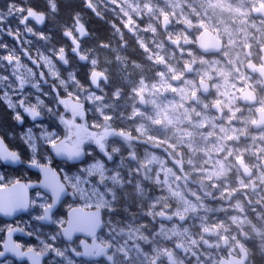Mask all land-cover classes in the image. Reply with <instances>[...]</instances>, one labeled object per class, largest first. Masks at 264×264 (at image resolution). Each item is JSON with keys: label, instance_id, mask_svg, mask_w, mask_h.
<instances>
[{"label": "rangeland", "instance_id": "1", "mask_svg": "<svg viewBox=\"0 0 264 264\" xmlns=\"http://www.w3.org/2000/svg\"><path fill=\"white\" fill-rule=\"evenodd\" d=\"M31 4L41 6L40 0H31ZM44 4L50 12L46 26L38 29L31 25L35 35L25 29L26 33L17 32L21 51L13 46L10 53L16 58L15 65L18 59L22 66L18 72L30 69L34 74L31 82L38 81L43 91L49 93L42 98L57 115L45 111L44 122L32 121L22 129L13 119L14 112L11 114L0 106V132L12 148L25 146L27 150L20 137L28 127L38 134L41 128L37 125L47 126L58 138L68 127L60 123L59 115L63 114L69 121L78 115L69 109L59 112L63 105L58 99L70 98L83 105L82 125L113 139L111 149L118 159L113 165L94 159L100 167L90 178L95 189L90 203L95 206L88 209L99 208L104 213V232L98 237V244L106 248L105 254L99 261L77 258L71 252L67 255L76 264H152L154 260L158 264H220L221 257L237 253L236 244H241L249 253L247 264H264V172L259 167V158L264 157V132L255 135L251 127L254 109L264 108V86L257 74L246 69L249 61L260 63L264 17L255 16L253 9H264V0H218L222 12L209 9L211 0H48ZM164 18L170 21L167 29H163ZM178 22L183 24L179 26ZM244 22L247 24L241 28ZM150 28L155 32L154 37L147 34ZM205 29L223 40L220 52L206 55L198 50L197 38ZM137 30L141 34H137ZM65 32L80 42L81 52L88 57L87 64L80 63L72 54L71 38H65ZM41 34L49 39H39ZM153 41L165 56H156L151 51ZM233 43L240 52L229 57L228 47ZM61 47L65 49L67 64L59 60ZM5 49L0 47V52ZM128 49L135 59L134 64L141 66L144 72L157 79L164 74L163 82L172 86L167 90L169 94L183 88L180 105H187L193 115L204 111L214 120L234 116L216 90L220 84L215 77L220 74L215 70V59L221 60L219 63L227 73L224 77L230 79L232 103L243 110L240 116L246 124L232 138L221 135L218 129L142 126L140 120L147 115L153 119L158 117L151 95L144 87L151 85L153 78L146 80V77L131 75L132 87H128L130 79L124 71L123 55ZM42 56L51 59V69L44 64ZM234 57H238V65L236 74L232 75L227 66ZM24 58H28L27 65ZM211 61H214L211 66L215 74L208 75L202 66ZM167 62L168 68L163 71L160 64ZM15 65L2 67L5 72L0 76L8 77V71L12 75ZM93 70L107 75L99 90L92 89L89 82ZM53 71L57 76L51 74ZM70 72L74 74V83L69 80ZM40 73H44L46 84L40 79ZM8 78L19 90L16 76ZM61 79L67 82V91L60 85ZM200 81L210 84L208 94H202ZM31 82L24 85L23 93L31 94L29 99L34 103L38 93ZM246 85L257 94L258 106L240 103L239 93ZM9 91L14 101L20 99L19 94ZM215 105H219L221 114L214 110ZM68 113L73 115L67 116ZM27 118L31 120L26 115ZM107 131H111L109 135ZM45 153L53 162L46 145L37 156L44 160ZM237 160L257 167L252 178L243 176ZM0 173L5 182L25 177L20 169L5 167L1 162ZM64 173L80 172L76 169L68 173L63 169L62 175ZM74 205L69 201L56 217L66 220L67 209ZM162 212L172 213L175 220L172 223L160 221L158 215ZM39 214L41 209L34 207L29 214L13 222L0 218V228L5 229L0 231V243H3L7 226L18 225L47 239L45 234L57 229L33 219ZM18 243L38 252L43 248L35 235L20 238ZM78 244L72 242L71 247ZM56 246L63 249L69 242L61 238ZM43 254L46 264H65L63 258L52 252ZM0 264L20 263L6 259Z\"/></svg>", "mask_w": 264, "mask_h": 264}, {"label": "snow or ice", "instance_id": "2", "mask_svg": "<svg viewBox=\"0 0 264 264\" xmlns=\"http://www.w3.org/2000/svg\"><path fill=\"white\" fill-rule=\"evenodd\" d=\"M13 15H17L19 23L25 26L26 32L33 35H35L33 28L27 24L29 19L35 20L38 24H42L45 20L43 14H38L31 8L25 11L22 6L17 7L14 3L8 6V16L11 17ZM3 20L4 15L0 12V22H3ZM2 31L3 28H0V32ZM8 34H12L11 29L8 30ZM63 35L65 38H71V33L69 32H65ZM81 35H83L82 32ZM39 39L47 41L49 37L41 34ZM71 42L74 45L73 54H75L77 47L76 41L71 39ZM0 47L6 46L0 45ZM40 58L49 69L53 67L52 61L48 56H42ZM14 59L16 58L11 53L0 56V61H7L9 65L13 64ZM80 59H83V57H80ZM59 60L64 64L68 63L63 47L59 48ZM2 67H4V64L0 63V68ZM21 67L17 59L12 75L16 76L19 81V90L13 86L7 76H0V85L3 87V94L0 95V101H4L6 107L14 112V121L18 124H23L24 115L21 114V110L22 113L26 114L33 122L38 118H43V113L45 111L52 116H56L57 113L54 109L49 107L45 99L42 98L49 96V93L43 91L38 81L31 82L34 74L30 69L25 68L22 73H19L18 69ZM51 74L57 76V73L54 71L51 72ZM68 76L69 80L73 81L74 74L70 72ZM40 79L44 80V73H40ZM29 82H31V87L38 93L35 96L34 103L29 99L31 94L23 93L24 85ZM59 82L67 91V82L63 79ZM44 83L46 84L47 80H44ZM9 90H11L12 93L19 94L20 99L14 101ZM53 91H55V88H53ZM58 103L64 105L65 109L71 110L68 100L58 99ZM58 118L60 123L65 126H71L70 121L65 119L63 115H59ZM37 127L41 128L38 134L34 132L32 127H28L27 130L21 134L20 138L31 153L29 167L38 169L43 174V179L38 184L21 183L19 180L5 182L4 175L0 173V214L6 217H12L19 212H26L31 208L38 207L41 209V214L34 216L33 219L53 225L57 230L55 232L46 233L47 239H41V236L33 231H25L24 228L7 226V241L4 243L5 251H0V257H4L6 252H10L18 259L28 257L31 260V264H41L42 254L52 252L56 257L63 258L65 264H76V261L72 259L71 256L67 255V253L71 252L72 255L77 258H85L91 261L93 253L89 248L88 238L91 239L89 225L92 217L87 209L95 206L90 203L95 195V189L92 183H90V178L97 174L100 165L94 161L87 167L81 168L79 174L68 175L64 173L62 182L60 175L50 166L52 162L51 157L45 153L44 160L46 163H40L37 159L38 152L46 145L51 148L56 157L63 158L67 161H79L84 156V151L82 149L84 140L79 136H77L75 140H71L70 137L61 140L56 137L55 132H50L47 126L37 125ZM0 162L13 165L21 163L19 152L10 151L5 148L2 138H0ZM34 187L41 188L44 191H37L35 198H30L28 189ZM68 188H71L72 191L68 192ZM67 195H71L74 200L78 198L81 203L75 207L69 206L68 217L65 220L63 218H57L55 212L62 197ZM4 230L5 229L0 228V231ZM14 232L23 233L28 237H33L35 235V238L39 240L40 244L43 246L42 251L34 252L31 246L27 247V251H21L22 245L12 242ZM76 234H82L85 239H80L78 246L71 247L73 237ZM61 238L69 242L68 247L61 249L56 246Z\"/></svg>", "mask_w": 264, "mask_h": 264}, {"label": "flooded vegetation", "instance_id": "3", "mask_svg": "<svg viewBox=\"0 0 264 264\" xmlns=\"http://www.w3.org/2000/svg\"><path fill=\"white\" fill-rule=\"evenodd\" d=\"M48 0H40V3H41V6H33L31 4V0H0V12L3 13L4 15V20L3 22H0V28H3V31L0 32V45H4L6 46L7 49L5 50H2V52H0V56H5V55H8L10 54L11 52V47H16L18 46V48L20 49L21 51V44L19 43V40L20 37H18L16 34L17 32H22V33H26L24 31L25 29V26L24 25H21L19 23V19H18V14L17 15H13L11 17L8 16V6L10 4H15L17 7L19 6H22L25 11H28L30 8L35 10L38 14H43L45 16V20L43 22L42 25H38V23L33 20V19H29V21L27 22L28 26H35L36 28L38 29H43L47 22H48V19H49V15H50V12H49V9L47 8V6L44 4V2H46ZM11 29L12 31V34L9 35L8 34V30ZM72 39V38H71ZM71 39H70V42H71ZM75 39V38H74ZM78 41V40H77ZM79 45H80V51H81V44L80 42L78 41ZM72 44V42H71ZM73 46V45H72ZM224 47V46H223ZM262 48V47H261ZM261 51V49H260ZM76 57V56H75ZM261 57H262V52H261ZM77 58V57H76ZM78 59V58H77ZM249 62H252V64L255 66V67H260L262 66V62H261V59H260V63L257 64V63H254L253 61H249ZM248 62V63H249ZM24 63L25 65H27L28 63V58H24ZM248 63L246 64V69H247V65ZM3 64L4 66H6V68L8 67H12L13 65H15V59L13 61V64L9 65L7 61H3ZM87 64V63H86ZM94 71V70H93ZM248 72H250L248 69H247ZM4 71H2V69L0 68V74L4 73ZM92 73V72H91ZM251 73V72H250ZM6 74L10 75V77L13 78V76L10 74V72H6ZM252 74H257L259 76L258 73H252ZM91 75V74H90ZM107 76V75H106ZM260 77V76H259ZM90 78V76H89ZM261 78V77H260ZM107 79V78H106ZM106 81V80H105ZM90 82V81H89ZM101 86V84H100ZM247 87V85L245 86V88ZM249 87V86H248ZM244 88V90H245ZM244 90H241L240 92L244 91ZM253 91V90H252ZM255 93V92H254ZM3 94V87L0 86V95ZM240 94V93H239ZM256 95V102L253 103V104H243L241 101H240V98H239V101L241 104L243 105H249V106H252V107H255V106H258V103H259V98L257 96V94L255 93ZM68 102H69V105H70V108L72 111H74V113H77L78 115L75 117L73 116L72 119L70 120V125L71 126H68L67 129H63L61 132H60V135L58 136V139H61L63 140L64 138L66 137H70L71 140H75L77 138V136L83 138L84 142L82 144V149L85 151V158L84 160L79 163V164H70L68 162H63V161H57V160H53V162L51 163L50 166H52L56 171H58L62 178H63V175H62V171L63 169H65L68 173H74L75 170H79L80 172V169L83 168V167H86L89 163H92L94 161V159H102L104 160L107 164H110V165H113L114 163L117 162V156L113 153L112 149H111V142L113 141V139L111 138H108L107 136L101 134L98 130H94L90 127H85L84 125L81 124L80 122V116L83 117L85 115V112L83 110V105H81L78 101H74L70 98L67 99ZM0 106L6 108L7 110H9L11 112V114L13 113L12 110L8 109L6 107V103L4 101H0ZM62 110L59 111L61 113L64 112L65 110V107L64 105L62 106ZM260 110H263L264 111V108H261V107H258L257 109H254V118H253V121L251 123V127H252V132L256 135V134H259V133H262L264 132V127L260 128V129H257L256 128V125L260 122L259 120V115H258V112ZM21 114L24 115V122L23 124H20L21 126H23L22 129H24L27 125H30L32 124L33 122L31 120H28V118L26 119V114H23L22 113V110H21ZM63 115V114H62ZM73 115V113H68L67 116H71ZM54 118V117H53ZM26 120V122H25ZM42 122L43 121V118H38L35 122ZM45 121V120H44ZM43 121V122H44ZM16 123V122H15ZM52 127V126H51ZM111 131H107V134L109 135ZM0 136L5 140V138L2 136L1 132H0ZM90 137L92 138L93 137V140H90ZM6 143L8 144V146L14 150V151H18L20 156H21V163L20 165L16 168V169H20V171L22 173L25 174V177L24 176H21V181H24V182H29V181H38L40 179V175L36 172H33L31 170H29L27 168V164L29 163L30 159H31V154L28 152V150L26 149V147H17V148H12L9 143L7 142V140H5ZM49 149V147H48ZM50 151V150H49ZM52 154V153H51ZM53 156V155H52ZM256 156V155H255ZM109 157L112 158L113 160L110 161L109 160ZM54 158V157H53ZM37 159L39 160L40 163H45V161L39 156H37ZM237 161H243L244 164L246 166H248L250 168V170H252V177L253 175L257 172V167H254L252 165H250L249 163H247V161L245 160H237ZM259 167L261 168V170L264 172V157H260L259 158ZM241 170V169H240ZM71 190V189H69ZM37 191H40V190H35L31 193V198H33V195L37 192ZM72 191V190H71ZM42 192V191H41ZM69 201H72L70 197H67V199L63 202V204L56 210L55 212V215L56 213L59 211V209L61 207H63V205H65L66 203H68ZM79 202V199L77 198V200L75 202H72V203H75L74 206H77L79 205L78 204ZM77 203V204H76ZM73 206V207H74ZM33 208H31L27 213H25L24 215L22 216H25L27 214H29L31 212ZM94 209V208H93ZM102 211V210H101ZM69 212V208L67 209L66 211V215L68 214ZM170 215L172 216L173 218L172 219H161L160 216L161 215ZM22 216H20L19 218H21ZM102 216H103V226H102V229L101 231L97 234L96 236V239H97V246H98V249L101 250V258L100 260L102 259L103 255L105 254V247L101 246L100 244H98V237L104 232V213L102 212ZM18 218V219H19ZM158 219L162 222H166V223H172L174 220H175V217L172 213H169V212H162L158 215ZM17 220V219H16ZM15 220V221H16ZM40 222V221H39ZM41 223V222H40ZM42 224V223H41ZM14 228H23L21 225H18V226H14ZM20 238H23V239H27L29 238L28 236H24V237H17L16 238V241L18 243V239ZM4 239H5V236H4ZM80 239H85L83 236H76L74 238V241L73 242H76V243H79V240ZM89 240V239H88ZM4 242V240H3ZM89 243H91V240H89ZM2 244L3 243H0V251L2 250ZM239 245L241 244H236V248H237V253H230L226 256H223L221 257V260L223 258H226L227 260L230 259V256L231 255H236L238 257H241V253H240V250H239ZM244 247V246H243ZM245 248V247H244ZM23 251H27V247H22ZM82 250V249H81ZM247 250V249H246ZM38 252V251H37ZM248 252V251H247ZM97 253V251L95 252V254ZM249 255V253H248ZM45 256V255H44ZM46 258V257H45ZM250 258V257H249ZM7 259H12V258H7ZM6 260V259H5ZM3 260V261H5ZM14 260V259H12ZM220 260V261H221ZM2 261V262H3ZM15 261V260H14ZM46 259H44V264H46ZM89 261V260H88ZM96 261H99V260H96ZM249 261V260H248ZM1 262V261H0ZM16 262V261H15ZM153 262H156V264H158V262L156 260H154ZM152 262V263H153ZM17 263V262H16ZM248 263V262H247ZM20 264H28L27 262H24V263H20Z\"/></svg>", "mask_w": 264, "mask_h": 264}, {"label": "bare ground", "instance_id": "4", "mask_svg": "<svg viewBox=\"0 0 264 264\" xmlns=\"http://www.w3.org/2000/svg\"><path fill=\"white\" fill-rule=\"evenodd\" d=\"M211 4L212 5L209 7V9L215 10L217 12L218 10H220L222 12V8L218 4V0H211ZM205 10H207V8H205ZM188 11L190 10L188 9ZM193 16L196 15L193 14ZM177 18L179 17L177 16ZM182 24L183 22H178L179 26H181ZM243 24L245 25L247 24V22L242 23L240 25L241 28L244 27ZM137 34H141V31L137 30ZM147 34L150 37H154L155 32L152 28H150L147 31ZM150 49L151 51H153V53L156 54V56H165V54L158 49L155 41L151 43ZM239 52L240 48L237 47L235 43L231 44L230 47H228L229 57H233V55H238ZM130 54V49L126 50V52H123V55L126 59L124 71L130 79V81H127L128 87H132L131 82L133 78L131 77V75L143 76L146 77V80L153 78V83L144 87L148 90V93L151 95V102L154 106V113H156L158 117L153 119V117H150L149 115L145 117L146 115L142 114V117H145L144 119L140 120V124L142 126L152 129H157L159 127L165 128L174 126L178 128H201V130L218 129L220 130L221 135L229 136L232 138L234 137V134L238 131V129L244 127V125L246 124L245 120H242V117L240 116V114L243 113V110L239 108L238 104L232 103V94L229 93L228 87V80L230 79H225L224 77L225 75H227V73L224 67H222L219 63L221 60L215 59V62H217L215 63V70H217V72L220 74L219 77H215V80L220 84V86H217L216 90L218 93V97L221 98L224 104L228 107V111H231L234 116L233 118H217L214 120L211 118L210 115L206 114L204 111H199V113L193 115V113L187 108V105H180L179 103L181 102V96L184 91L183 88H176L174 89L172 94H169L167 90L169 88H172V86H168L163 82L165 78L164 74H160L158 76L159 79L155 78L156 76L152 77L148 72H144L141 66L134 64L135 59H132ZM231 59V63L227 66L229 68H227V71L230 72L229 74L233 75L237 72L238 57H234ZM168 65V62L160 64L161 69L163 71L168 68ZM205 65L202 66V70L206 74H215L214 66H211L214 65V61H211V63L208 62ZM150 154L155 157L153 152H151ZM222 167L224 168V165H222Z\"/></svg>", "mask_w": 264, "mask_h": 264}, {"label": "water", "instance_id": "5", "mask_svg": "<svg viewBox=\"0 0 264 264\" xmlns=\"http://www.w3.org/2000/svg\"><path fill=\"white\" fill-rule=\"evenodd\" d=\"M253 14L255 16H263L264 17V9L262 7H260L259 9H253ZM42 24H38V25H42ZM162 25H163V29H167V27L170 25V21L167 18H164L163 22H162ZM72 39H74V38H72ZM74 40L76 41V46L77 47H76V53L75 54H73V49H72V54L78 58V61L80 63H82V64L88 63V57L86 55H84L80 51V45H79L78 41L76 39H74ZM72 45H73V43H72ZM223 46H224L223 40L218 38L214 33H212L211 31H209L207 29L203 30L201 32V34L198 36V38H197V48H198V50L201 53L206 54V55L215 54V53L220 52L222 50ZM73 48H74V45H73ZM261 52H262L261 62H262L263 65L260 66V67H255L252 64V62H249L248 65H247V69L251 73H258L259 76L261 77V79L263 80V86H264V47L261 48ZM80 57H83V59H80ZM106 78H107V76H106L105 73H103L101 71H97V70L92 71V73L90 75V78H89L90 85H91L92 89L99 90L100 89V84L103 81H105ZM199 85H200L201 92H202L203 95H206V94L209 93L210 84L208 82L200 81ZM240 101L243 104H253V103H255L256 102V95H255L254 91H252L250 89V87L247 86L244 91L240 92ZM141 103L144 104V101L142 99H141ZM214 110H216L219 114H221V110H220L219 105H215L214 106ZM258 115H259L260 122L256 125V128L260 129V128L264 127V111L260 110L258 112ZM0 138H2V137L0 136ZM3 141H4V147L5 148H7L10 151H14L8 146V144L6 143V141L4 139H3ZM49 150L52 153V155H53L55 160L68 162L70 164H79V163H81L84 160L85 154H86L85 151L83 150L84 151V156H83V158L81 160H79V161H67V160H65L63 158L56 157L54 152L51 150V148H49ZM109 160L112 161L113 159L109 157ZM1 164L3 166H5V167H9V168H17L20 165V163L13 165V164L5 163V162H1ZM237 164L240 167L241 172H242L243 176L246 179L252 178V170H250V168L248 166H246L243 161H237ZM26 166H27V168L29 170L38 173L40 175V179L38 181H29V182H24V181L20 180V182L21 183L38 184L43 179V174L38 169L29 167V163ZM57 173L60 175L61 180L63 182V178H62L61 174L58 171H57ZM35 190H40L42 192L44 191L41 188H35V187L34 188H30V189H28V195H29L30 198H31V193L33 191H35ZM68 192H71V190H69V188H68ZM67 197H70L72 202H75L77 200V199L74 200L71 195L64 196V197H62L60 203L57 205V209L63 204V202L67 199ZM28 211L19 212L17 214H14L12 217H6L3 214H0V218L3 219L4 221H7V222H13L16 219H18L20 216H22L25 213H27ZM87 211H88V213H90V215L92 217L90 225H89L90 230H91V239L88 238L89 240H91V243H89V248L92 250V253H93L91 261H96V260H100V258H101V250L98 249L96 236L102 229L103 216H102V211L99 208L87 209ZM67 217H68V214H67ZM160 218L161 219H165V218L172 219L173 217L170 216V215H164L163 214V215L160 216ZM41 223L44 224V225H50V224H47L45 222H41ZM24 236H26V235H24L23 233L14 232L13 233V237H12V242L13 243H17L16 238L17 237H24ZM76 236H83V235L82 234H76L73 237V241H74V238ZM6 241H7V232L5 234V239H4V242L2 244V250L1 251H5L4 243ZM238 247H239V250H240V253H241V257H238L236 255H231L229 260H227L226 258H223L220 261V264H247V262L249 260V255H248V252H247L246 248H244L242 245H239ZM21 251H23L22 248H21ZM96 251H97V253L95 254ZM34 252H37V251L34 250ZM7 258H12L17 263L27 262L28 264H31V260L28 257H23V258H19L18 259V258L15 257L14 254H12L10 252H6L4 257H0V261H3L5 259H7ZM44 259H45V256H44V254H42V256H41V264H44ZM152 264H156V262H153Z\"/></svg>", "mask_w": 264, "mask_h": 264}]
</instances>
